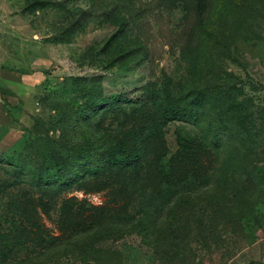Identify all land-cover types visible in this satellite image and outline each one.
Returning <instances> with one entry per match:
<instances>
[{
    "label": "rangeland",
    "instance_id": "rangeland-1",
    "mask_svg": "<svg viewBox=\"0 0 264 264\" xmlns=\"http://www.w3.org/2000/svg\"><path fill=\"white\" fill-rule=\"evenodd\" d=\"M0 264H264V0H0Z\"/></svg>",
    "mask_w": 264,
    "mask_h": 264
},
{
    "label": "trees",
    "instance_id": "trees-1",
    "mask_svg": "<svg viewBox=\"0 0 264 264\" xmlns=\"http://www.w3.org/2000/svg\"><path fill=\"white\" fill-rule=\"evenodd\" d=\"M119 101H122V102H129V103H132V102H135L134 99L132 98H129V97H121L119 99ZM192 118V114L190 113V111L184 107H180V106H177V107H173V108H169V109H165L162 113V122L167 124L168 122H170L171 120H181V121H188ZM133 159V157L131 158ZM131 159H128V160H131ZM39 178H43V176H39ZM66 206H70V203L66 204L65 205V209H66ZM93 208H97V207H93ZM103 209L100 207V210ZM104 211H109L107 209H103L102 212ZM101 212V213H102ZM68 216V215H67Z\"/></svg>",
    "mask_w": 264,
    "mask_h": 264
}]
</instances>
